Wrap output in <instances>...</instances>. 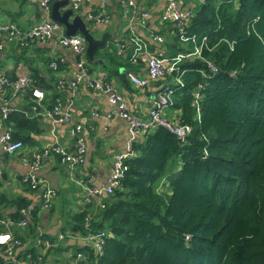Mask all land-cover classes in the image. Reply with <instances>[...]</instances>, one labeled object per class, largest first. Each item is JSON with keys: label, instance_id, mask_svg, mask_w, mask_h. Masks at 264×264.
<instances>
[{"label": "trees", "instance_id": "16d2710c", "mask_svg": "<svg viewBox=\"0 0 264 264\" xmlns=\"http://www.w3.org/2000/svg\"><path fill=\"white\" fill-rule=\"evenodd\" d=\"M187 34L184 46L174 36L166 43L189 50L204 38L199 56L178 62L182 84L172 83L169 108L189 129L182 138L161 125L138 135L121 184L89 227L86 206L71 214L68 234L107 232L100 255L73 245L71 253L88 250L89 264H264V0H204ZM26 90L29 100L13 105L4 120L21 141L28 140L23 131L38 130L37 114L27 116L33 100ZM53 99L42 104L49 108ZM26 187V195L0 193V205L8 206L0 218L20 241L46 238L54 248L55 236L36 231L40 192ZM28 202L30 216L18 229L19 209ZM49 248L32 244L17 253L25 262L29 253L31 264L46 259ZM5 257L0 247V262Z\"/></svg>", "mask_w": 264, "mask_h": 264}, {"label": "crops", "instance_id": "0c3cea01", "mask_svg": "<svg viewBox=\"0 0 264 264\" xmlns=\"http://www.w3.org/2000/svg\"><path fill=\"white\" fill-rule=\"evenodd\" d=\"M203 1L177 0L180 8L191 10V16L195 7ZM68 5V3L66 5H61L59 10H63ZM163 5L164 0H136V7L139 10L148 11V15L142 25L138 22V16L135 17L130 24H127L126 21L120 17L118 0H106L104 3H102L101 0L83 2L77 9L73 10V13L81 17L85 22V26L94 37H99L102 32H108L110 38L115 41L119 38L128 40L130 34L134 33L143 38L149 49L161 50L163 56L171 61L178 53L188 51H174L171 45H167L166 40L169 41L173 36L180 45H182V41L174 34L171 23L163 22L159 19ZM102 9L109 15V21L107 23H96L86 18V13ZM43 15L44 12L41 8L40 0H0V22L12 21L20 27L26 28L33 22L40 20ZM86 21H88L90 25H88ZM103 24L109 25L110 29H101L100 26H103ZM98 30L100 34L99 32L97 33ZM149 31L161 35L162 41L158 43L151 40L148 37ZM0 41V73L6 74L10 80L18 75L34 74V82L35 79H38L40 82L38 84L43 91V99L50 98V96L54 94V98L57 97L61 103L69 104L71 108V121H77L82 126L85 140V152L82 161L69 167L68 164L62 161L58 156L53 155L47 158L37 171L41 184L49 185L52 188L53 198L49 208L38 211L36 231L44 232L52 237H56L59 232H63L65 235L63 239H55L56 243L54 244L56 245L54 248L50 246L47 251L46 259L31 263L76 264L72 261L71 255L73 245L85 246L81 240L74 238L71 233L68 234L71 214L85 207L80 200L82 189L77 181L87 176H90L95 184H102L105 181L110 171L112 156L115 152L122 150L124 147L127 138L126 120L116 114H112L109 117L104 115L105 112H111L113 110V105L108 102L106 94L91 90L83 85L75 90L70 88L55 90V79L71 70L75 58L74 52L67 47L61 46L55 38L42 42H29L23 47L18 46L13 39H9L5 35L1 36ZM195 46H198L196 42L193 43L190 50ZM97 51L98 50H96L95 53ZM114 51L113 48V52ZM95 53L93 58L95 57ZM114 55L115 57L118 56L115 52ZM128 55L129 52L124 56L115 58L111 66V70L113 71V75L111 74V76H108L106 70L102 67L97 68L96 71H91L98 77L113 82L123 96L129 112L136 117L144 118L146 117L153 93L159 89L160 85L166 81L167 77L149 80V82L142 87L132 84L126 78L127 72L144 74V69L141 64L131 62ZM184 57L181 56L177 64ZM51 59H57L60 61L61 65L58 68H51L48 65ZM102 59H104V54L99 51L98 58L95 60L101 61ZM101 63L105 65L104 62ZM10 91V86L6 85L2 92H0V103L4 98L9 100L14 106H17L29 100L27 90L20 91L14 96ZM41 107L46 108L44 103L41 104ZM26 111L28 112L27 116L29 118H33V116L37 114L35 118L38 130L23 131L24 134L28 135V140L22 141L23 150L26 151L32 148H39L48 142L54 141L63 145L68 151L72 150L74 138L69 132L71 122L54 123L39 112L33 114L29 107ZM91 111H94L95 114H92ZM163 112L169 118L174 117L177 113L175 109L169 108V104L164 108ZM4 126L5 124L3 122V127ZM19 153L18 151L5 153L0 148V193H3L8 198L29 193L25 183L21 179L26 168L20 161ZM30 194H33V196L37 195L36 190L30 192ZM34 198H36V196ZM0 210L2 213H5L8 211V206L3 207L0 205ZM90 210L92 211L93 207H90ZM97 210L98 209L95 210L93 216ZM62 228H64V231ZM20 242V245L16 249L15 256L17 260L23 261L21 254L18 255L17 252L21 249L23 250V248L32 246V244L34 246H38L39 244L34 243L35 240L33 237L25 238L24 241ZM58 242H60V246H57ZM59 257H64V259H66L65 262H62L64 259L61 260ZM0 264L11 263L10 260L5 257Z\"/></svg>", "mask_w": 264, "mask_h": 264}, {"label": "built area", "instance_id": "2783aa9c", "mask_svg": "<svg viewBox=\"0 0 264 264\" xmlns=\"http://www.w3.org/2000/svg\"><path fill=\"white\" fill-rule=\"evenodd\" d=\"M90 1L91 0H67L72 10L77 9L83 2ZM105 1L106 0H101L102 3ZM40 5L44 12L43 17L26 28L20 27L12 21H1L0 39L2 35H5L9 39H13L18 46L23 47L29 42H42L55 38L61 46L67 47L75 54L71 70L55 79V90L57 91L63 88L75 90L83 85L91 90L106 94L108 102L113 105V110L111 112H105L104 115L109 117L112 114H116L125 119L127 124V138L124 147L122 150L115 152L112 156L110 171L105 181L102 184H95L90 176L80 178L77 181L82 189L80 200L87 206L83 221L84 226L88 228L95 210L104 206L105 196L110 194L114 188L121 184L126 169L125 159L133 152L132 143L138 135L155 125H161L173 132L177 137L182 138L185 136L189 129L188 126L180 124L177 117H175V119L174 117L169 118L164 114L163 110L171 102V95L173 93L172 83L182 84L180 78L182 70L178 67V59L181 56H199L204 38H202L198 46H195L192 50H186L188 52L178 53L171 61L163 56L161 50L149 49L143 38L134 33L130 34L128 40L119 38L115 41L114 52L116 55L124 56L129 52L128 58L131 62L136 64L139 63L143 66L144 74L127 72L126 78L132 84L142 87L145 86L149 80H156L169 76V78L160 85L159 89L153 93L146 117L140 118L129 112L123 96L113 82L98 77L91 71L84 54L85 40L83 35L79 32L72 35L65 34L63 25L49 17L50 0H40ZM118 6L120 17L125 20L127 24L132 23L133 19L138 16V22L142 25L148 15L147 10H139L136 7V0H118ZM190 16L191 10L180 8L177 0H164L159 19L163 22L171 23L174 34L180 41L184 42L188 39L187 23ZM86 18L96 23H107L109 21V15L103 9L86 13ZM148 37L158 43L162 41L161 35L152 31H149ZM48 65L53 69L58 66L55 59H51ZM206 68L211 72L216 71L215 65L209 60H206ZM33 81L34 79L29 74L18 75L10 80L4 73H0V92H2L6 85L10 86V93L13 96L20 91L30 88V96L33 102L30 104L29 109L33 114L39 112L54 123L71 122L69 132L74 138L72 150L68 151L63 145L55 141L48 142L39 148H32L26 151L23 150L22 141L18 138H13L11 130L3 127L6 115L9 111L14 109L13 104L4 98L0 103V148L5 153L14 151L20 152V161L26 168L21 179L25 185L27 184L30 188L39 190L40 209H46L51 204L53 190L49 185L41 184V180L37 175L38 169L47 158L53 155L58 156L62 161L66 162L69 167L80 163L85 152V140L81 124L77 121H71L70 105L61 103V101L55 97L49 108H42L41 104L44 98L43 91L39 86L33 85ZM198 86H200V84H197V87ZM193 96L195 101L197 91H194ZM91 113L95 114L94 111H91ZM31 205L32 203L28 202L19 209L21 217L15 222L18 228L26 224L30 216ZM90 207H93L92 211ZM0 224L5 226V228L0 227V235L10 236V239L6 243L0 244L4 255L10 260L11 264L13 261L16 262V264H29V253L26 254L27 262L16 259V249L21 242L7 227L8 220L6 218H0ZM71 234L74 238L81 240L88 250L91 249L94 256L102 253L104 239L107 235L105 229L88 231L85 234H79L78 232H72ZM63 236L64 234L59 232L56 238L60 239L63 238ZM34 243H41L44 249L51 246V242L46 238H36ZM87 249H85V251L77 250L71 253L72 261L76 264H89L90 257Z\"/></svg>", "mask_w": 264, "mask_h": 264}, {"label": "water", "instance_id": "95a60500", "mask_svg": "<svg viewBox=\"0 0 264 264\" xmlns=\"http://www.w3.org/2000/svg\"><path fill=\"white\" fill-rule=\"evenodd\" d=\"M67 0H52L50 4L49 17L60 22L64 27V32L67 35L81 33L85 40L84 54L87 61L93 62V55L98 47L103 46L107 39L110 38L108 32H102L99 37H94L85 26V22L80 16L73 13V10L68 5L63 10H59L61 5H66ZM16 264V262H12Z\"/></svg>", "mask_w": 264, "mask_h": 264}, {"label": "rangeland", "instance_id": "374dc122", "mask_svg": "<svg viewBox=\"0 0 264 264\" xmlns=\"http://www.w3.org/2000/svg\"><path fill=\"white\" fill-rule=\"evenodd\" d=\"M86 23L88 25H90V23L88 21H86ZM100 28L101 29L102 28L110 29L109 25H107V24L106 25L103 24V26H100ZM98 32L100 34L99 30L97 31V33ZM114 44H115V40H113L112 38H108L106 43L103 46L97 48L98 51L95 53V57L93 59L95 60L96 58H98V52L99 51H101L104 54V59H102L101 61L95 60L93 62L87 61L88 65L91 67V70L96 71L97 68L102 67L103 69L106 70V74H108V76L109 75L111 76V74L113 75V71L111 70V66L114 63L116 57L122 56V55H118L115 57L114 52H113ZM182 45L183 46L186 45V42H183ZM101 62H104L105 65H103ZM176 116L177 115L174 116V119ZM170 118H172V117H170Z\"/></svg>", "mask_w": 264, "mask_h": 264}, {"label": "clouds", "instance_id": "9594fccd", "mask_svg": "<svg viewBox=\"0 0 264 264\" xmlns=\"http://www.w3.org/2000/svg\"><path fill=\"white\" fill-rule=\"evenodd\" d=\"M10 239L8 235H0V244L6 243Z\"/></svg>", "mask_w": 264, "mask_h": 264}]
</instances>
